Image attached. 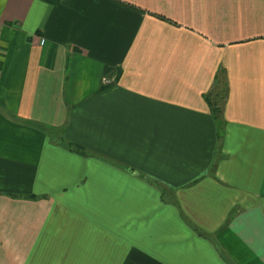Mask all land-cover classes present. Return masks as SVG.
<instances>
[{"label":"crops","instance_id":"obj_1","mask_svg":"<svg viewBox=\"0 0 264 264\" xmlns=\"http://www.w3.org/2000/svg\"><path fill=\"white\" fill-rule=\"evenodd\" d=\"M0 264H264V0H0Z\"/></svg>","mask_w":264,"mask_h":264},{"label":"trees","instance_id":"obj_2","mask_svg":"<svg viewBox=\"0 0 264 264\" xmlns=\"http://www.w3.org/2000/svg\"><path fill=\"white\" fill-rule=\"evenodd\" d=\"M224 92V91H223ZM222 92V90H221V93L218 95V99H217V102L218 101H221L222 100V98L224 97V93ZM215 103H214V105H213V110H215V112H219L220 111V108H219V104L216 102V101H214ZM69 150H71V151H73V152H77V153H80V154H85L86 152H83L84 151V149H83V147H81V146H78V145H76V144H73V143H70V144H68V147H67ZM132 173H136L135 171H133V170H130Z\"/></svg>","mask_w":264,"mask_h":264},{"label":"built area","instance_id":"obj_3","mask_svg":"<svg viewBox=\"0 0 264 264\" xmlns=\"http://www.w3.org/2000/svg\"><path fill=\"white\" fill-rule=\"evenodd\" d=\"M43 42H44V39L42 38V39H41V43H43Z\"/></svg>","mask_w":264,"mask_h":264}]
</instances>
